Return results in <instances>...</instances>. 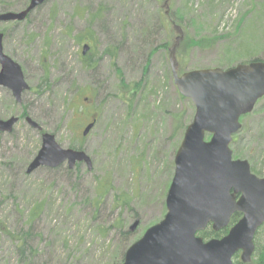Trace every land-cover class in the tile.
<instances>
[{"label":"rangeland","instance_id":"374dc122","mask_svg":"<svg viewBox=\"0 0 264 264\" xmlns=\"http://www.w3.org/2000/svg\"><path fill=\"white\" fill-rule=\"evenodd\" d=\"M28 1L0 0V13ZM0 32L29 86L20 103L0 86V119L23 115L41 127L21 117L0 133V264H118L163 218L173 160L195 111L173 82L169 58L179 75L264 59V0H47L23 21L0 22ZM199 37L204 45L191 44ZM112 46L114 59L104 54ZM119 78L131 85L143 78L142 87L122 99ZM240 121L233 158L262 177L264 98ZM43 132L83 150L92 169L80 163L67 172L65 162L26 173Z\"/></svg>","mask_w":264,"mask_h":264},{"label":"water","instance_id":"95a60500","mask_svg":"<svg viewBox=\"0 0 264 264\" xmlns=\"http://www.w3.org/2000/svg\"><path fill=\"white\" fill-rule=\"evenodd\" d=\"M47 0H29L20 11L0 13V22H20ZM0 32V86L21 102L28 90L22 68L3 51ZM89 48L83 46L85 54ZM169 63L173 82L194 105L192 121L186 126L174 157V173L166 198V212L156 224L128 246L120 264H250L254 237L264 224V176L251 171L244 159H234L230 145L249 114L264 96V61L239 63L230 68H201L178 74ZM27 123L41 127L30 117ZM18 117L0 119V133H10ZM88 123L82 135L93 127ZM209 135V139L206 136ZM68 169L84 163L92 169L90 157L80 149L63 148L53 134H41V146L26 168L30 174L40 167ZM234 213L241 217L220 238L205 240L198 233L211 225L217 232L228 226Z\"/></svg>","mask_w":264,"mask_h":264},{"label":"trees","instance_id":"16d2710c","mask_svg":"<svg viewBox=\"0 0 264 264\" xmlns=\"http://www.w3.org/2000/svg\"><path fill=\"white\" fill-rule=\"evenodd\" d=\"M91 17L94 18V17H96V15H92ZM180 18H181V16H180ZM75 38L77 40L80 39L78 36H76ZM194 40H196V41H194ZM191 44L197 45V46L204 45V37H199L198 39H192ZM205 45H207V44L205 43ZM161 46L164 47L165 43H163V45H161ZM95 47H96L95 43L93 44V46H90V48L93 50L95 49ZM116 52H117V47H115V46H112V47L104 50V54H108L112 59H114ZM254 60L264 61V59H254ZM83 64H84V67L87 69L93 67V63H92L91 59H86L85 61H83ZM118 75H120L119 71H118ZM119 79H120V81L118 84V90H117V93L115 95H117L118 97H120L122 99H125V97L128 99L129 96H131L133 94V92L138 91V89H141V88H139L140 85L142 87L143 78L139 82L135 83L134 85L126 84L123 81V79H121V78H119ZM249 114H247V115H249ZM247 115H244V116H247ZM244 116H242V117H244ZM237 138H238V133L233 136L232 143L235 142ZM71 148L76 149L73 146H71ZM79 164L80 163H77L75 167H77ZM73 169L70 170L67 167L66 171L71 172ZM100 181H101V179H100ZM100 181H99V185L96 188L97 189V195H98L95 197L96 204L102 198V195H104L106 193L107 188L109 186V179H104V181L102 183ZM117 200L120 201L122 206L129 204V200L125 196H119V197H117ZM97 208H98V206H97ZM240 217H241L240 213H234L231 216L230 222H229L227 227L215 232V231H213L211 225H208L206 227V229L199 232L198 235L203 237L205 240H208V239L213 238V237L220 238L228 232L229 228L234 223H236ZM2 228H3V226L0 225V233L2 231ZM120 233L122 234V237H126V235H127V233H125L123 230H121ZM124 239H125V241H128V237H126ZM128 242H131V241H128ZM254 246H255V248H254V252L252 255L251 262L253 264H264V224L259 228V230L255 234ZM127 247L128 246H126L125 248H127ZM19 251H20V254L24 257L26 250H25V246L23 244L21 246H19ZM123 252H125V251H123ZM123 256H124V253L122 254V257L120 258V260L118 261V264H120L122 262ZM235 264H242V263L239 260H236Z\"/></svg>","mask_w":264,"mask_h":264},{"label":"flooded vegetation","instance_id":"af4514ba","mask_svg":"<svg viewBox=\"0 0 264 264\" xmlns=\"http://www.w3.org/2000/svg\"><path fill=\"white\" fill-rule=\"evenodd\" d=\"M263 98H264V96H263L262 98H260V99L256 102V104H257L261 99H263ZM256 104H255V106H256ZM255 106H254V108H255ZM254 108H253V110H254ZM253 110H252V111H253ZM17 117H18V120H19L21 117L26 118L27 116H23V115L20 116V115H19V116H17ZM6 119H8V118H6ZM263 176H264V175H263ZM263 176H262V177H263Z\"/></svg>","mask_w":264,"mask_h":264}]
</instances>
